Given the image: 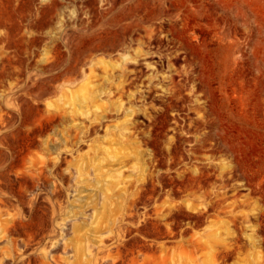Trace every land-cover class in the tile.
<instances>
[{"label":"rangeland","instance_id":"374dc122","mask_svg":"<svg viewBox=\"0 0 264 264\" xmlns=\"http://www.w3.org/2000/svg\"><path fill=\"white\" fill-rule=\"evenodd\" d=\"M0 264H264V0H0Z\"/></svg>","mask_w":264,"mask_h":264},{"label":"bare ground","instance_id":"6f19581e","mask_svg":"<svg viewBox=\"0 0 264 264\" xmlns=\"http://www.w3.org/2000/svg\"><path fill=\"white\" fill-rule=\"evenodd\" d=\"M141 182H143V183H144V182H145V180H144V179H142V181H141ZM172 207H174V205H173ZM170 208H171V206H170ZM171 209H172V208H171ZM188 209H189V210H192V211H193V213H194V212H196V211H197V212H199V211L201 210V209H200V210H197L196 208L192 207L191 205H189V206H188ZM202 210H203V209H202ZM200 213H202V211H200ZM200 213H197V214H200ZM200 215H201V214H200ZM254 231H255V229H254ZM253 239H254V238H253ZM257 239H258V238H257ZM257 239H256V240H257ZM253 241H254V244H255V239H254ZM256 242H258V241H256ZM258 243H259V242H258ZM259 244H260V243H259ZM161 248L163 249V246H162ZM257 253H259V252H257Z\"/></svg>","mask_w":264,"mask_h":264}]
</instances>
